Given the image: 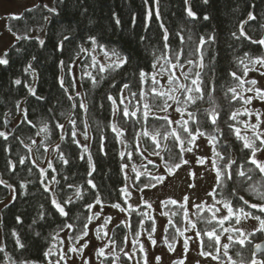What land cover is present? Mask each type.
<instances>
[{
  "label": "trees",
  "instance_id": "obj_1",
  "mask_svg": "<svg viewBox=\"0 0 264 264\" xmlns=\"http://www.w3.org/2000/svg\"><path fill=\"white\" fill-rule=\"evenodd\" d=\"M51 2V6L47 8L44 7V3L36 2L23 8L17 15L6 17V28L14 39L2 54L4 56L7 53L9 64L0 65V131L7 135V139L0 137V180L5 182L0 183L2 204L0 247L5 249L4 253H0V263L9 264L5 259V255H8L17 261L23 257L33 264H47V261L55 264L59 254L67 250L68 237L75 234L67 229L59 231V226L63 222L76 223L79 230L85 222V217L91 215L83 204L86 202L95 204L96 196L101 201L99 205L120 203L126 207V196L120 191L121 188H125L126 182L136 189L143 187L151 175H154L153 172L158 165H163L160 157L149 155L144 149L148 148L151 151L154 146L161 157L167 158L168 153L164 146L172 147L173 140L161 136L159 144L154 145L152 134L157 131L163 134L172 129L180 131V125L166 126L165 121L157 120V117L168 114L160 112L155 107L147 119L143 118V104H152L154 94L150 90V79L147 82H139L138 70L160 73L157 75L160 83L156 87L161 91L168 90L169 74L176 84L190 85L197 71L201 73L206 84L211 79L212 87L215 88V91L211 92V98L215 103L212 104L209 95L206 94L203 101H199L196 106H188V109L197 113L200 125H204L203 113L206 111L210 112L215 108L221 113L220 128L228 134V139L232 142L230 148L232 158L241 165L244 164L243 156L247 150L242 149V141L237 140L234 133L239 129L241 135L252 136L245 128L248 121L246 104L239 97L244 96V92L252 87L247 81L253 80L250 72L259 66L253 64L252 60L264 56V47L252 44L245 38L237 39L232 34L235 32L237 37L240 36V28L243 25L253 40L264 39L262 27L264 0H208L207 4L203 0H189L192 10L197 13L196 19L187 15L185 0H51ZM53 7L56 8V13L48 11V8ZM149 12L152 13L151 18ZM249 12L256 17L255 20H248ZM205 15L209 17L208 20L203 19ZM45 17H48V20H45ZM245 21L247 24H244ZM165 28L168 32L167 41L163 39ZM65 36L69 37V41H64L61 49L58 45ZM89 36H95L104 48L92 45ZM201 37L208 42L200 45ZM211 37H214V40L210 39ZM41 39L45 41L44 46L39 44ZM165 43L168 45L167 48L164 47ZM81 46L87 51L81 52ZM197 48L201 49L204 56L202 69L197 63H187L188 59L199 60L200 53L196 51ZM111 49H115L121 56L129 57L130 62L122 70L108 69L100 72V65H107L116 60V57L111 56ZM181 49L184 54L177 61L176 53ZM104 51H109L111 60L105 58ZM93 56L99 63L90 66ZM61 61L65 62L64 67H61ZM29 64L31 69L25 71ZM153 64H157L155 69L152 68ZM245 66L250 69L246 73ZM69 67L72 69L71 73L68 71ZM233 71L245 81L242 87L237 88L239 95L236 99H232L233 94L228 91L238 83L230 75ZM86 72H91L97 79L104 77L105 80L99 87L94 88L89 77L85 75ZM185 74L188 76L187 79ZM61 78L64 80V87H61ZM16 79L21 80L20 85L14 83ZM123 83H129L131 91L137 92L140 98L134 99L124 91L121 98L125 96L127 98L119 107L122 109L127 105L130 111L139 108L136 117H123L120 112L113 115L112 103L107 96L112 95L115 98L117 89H122ZM112 84L116 87H111ZM30 88L35 89V96L29 91ZM65 88L68 89L67 92L64 91ZM174 94L180 96L179 92ZM69 96L74 99L70 100ZM81 101L87 105V112L78 106ZM73 104L77 107L73 108ZM176 106L178 105H174ZM237 109L240 114L236 120L229 121L234 126L229 132L224 123L228 116L224 114L234 113ZM24 110L27 120L31 123L24 120ZM168 117L171 119L169 115ZM175 117L180 119V114L175 113ZM70 118L76 121V139L79 140V145L72 143L70 132L73 125L69 123ZM57 123L63 124L64 128L55 127ZM208 123H211L210 119ZM113 124L122 130V136H117L113 131ZM189 125L195 126L192 121ZM45 126L47 131H44ZM214 127L208 128L206 125L201 127V131L205 132L204 138L207 139L211 133L217 136V149L228 147L223 137L214 131ZM144 131L149 135L144 136ZM61 135L64 136L63 140ZM85 135L88 139L82 143L79 137ZM101 144L104 146L102 151ZM57 145H60L70 164L65 165L60 161ZM84 145L88 146V152L95 164V171L91 176L88 175L89 165L87 154L83 152ZM210 145L213 147L212 143ZM179 151V148H173V153ZM120 152L125 153L123 159L119 155ZM82 154L84 159L80 158ZM214 159L216 157L212 154V160ZM21 160H24V163H20ZM149 160L153 163L149 164ZM49 163L52 164V168H48ZM125 163L128 166L121 170ZM133 167L136 171L132 170ZM41 169L46 170V175L41 174ZM137 173L148 174L137 177ZM88 180H92L96 188L93 189L87 184ZM55 181H59V184ZM70 183L80 188L83 200H76L73 195L75 187L69 188ZM253 183L258 189L264 190V175L256 172L248 184H244L241 177H237L234 182L226 181L220 185L215 179L213 199L223 204L227 200L234 205L233 215L224 221V228L231 230V224L236 216L241 214V207L245 212L264 217L259 207H251L252 203L264 204L257 192L248 188V185ZM229 184L236 189L231 195ZM68 196H72L76 201L74 205H65L66 210H71V220L60 216L51 204L52 198L62 202ZM240 196L249 203L245 204L244 200L239 199ZM180 204L163 206V211L168 217L165 236H177L179 233L177 229L182 231L184 228V213L187 207L183 203L185 207L180 209ZM190 213L192 222L196 224V232L211 230L213 225H216L215 219L211 224L200 219L202 216L213 217L215 213L209 206L202 205L198 209L194 205ZM41 214L44 215L43 219L40 218ZM127 214L126 223L119 222L112 226L109 239L116 240L113 249L116 256L121 257L119 262H128L121 248L129 241L136 263L142 264V252L139 243L135 242L141 234L148 233L147 229L153 221L149 219L151 216L147 214L145 204L127 207ZM215 216L217 219L220 218L218 215ZM17 217H20V221H17ZM76 217H79V220ZM169 220L172 221L171 224ZM216 231L220 236L226 233L233 237L232 241L227 239L225 241L229 244L227 256L231 264L264 261V253L254 254L252 251L253 243L262 237L256 229L251 232L252 235L246 236L244 245L235 242L239 238L233 231H222L218 225ZM13 232H16L21 242L26 245V250L18 247ZM136 232L140 235H135ZM36 233H40V236ZM199 237L203 242L202 250L210 251L211 249L207 248L208 237L204 235ZM60 240L63 243H60ZM50 247L54 255L48 257L46 261L43 252ZM114 257L112 254L101 260H104V264H109V261L113 262ZM60 264H64V261Z\"/></svg>",
  "mask_w": 264,
  "mask_h": 264
},
{
  "label": "snow or ice",
  "instance_id": "obj_2",
  "mask_svg": "<svg viewBox=\"0 0 264 264\" xmlns=\"http://www.w3.org/2000/svg\"><path fill=\"white\" fill-rule=\"evenodd\" d=\"M203 2L205 4L208 3V0H203ZM185 4L187 5L186 7V13L189 17H192L193 19H196L197 17V13L194 12L192 10L191 5L189 4V0H185ZM45 8H47V5H44ZM31 11V10H29ZM48 11L51 13H56V8H48ZM149 18H151L152 13L149 12ZM157 17L159 16V12L157 11L156 13ZM45 20H48V17L44 18ZM204 20H208L209 17L208 16H204L203 17ZM256 17L249 12L248 13V20H255ZM244 24H247V21L244 22ZM161 27L163 28L164 26L161 25ZM262 27H264V25H262ZM234 37H236L237 39L240 38H245L249 41H251L252 44H256L259 46L264 47V39H257V40H253L251 38V36H249L247 34V32L245 31L243 25L240 28V36H236V33L234 32L232 34ZM18 39H20V37H18ZM88 39L91 41V44L94 46H97L101 49L104 48V45L100 44L98 39L95 36H89ZM163 39L164 41L168 40V32L167 29H164V35H163ZM210 39L214 40V37H211ZM64 41H69V37L65 36L64 40L60 42V44L58 45V47H60L62 49L63 47V43ZM208 41H206L203 37L200 38V45H203L205 43H207ZM39 44L40 46H44L45 45V41L43 39L39 40ZM164 47H168L167 43H165ZM80 51L81 52H85L87 51V49H85L83 46L80 47ZM197 52L200 53L199 56V60L198 61H193L192 59H188L187 63L188 64H193V63H197V66L199 68H203L204 67V63H203V52L201 51L200 48H197L196 50ZM111 56L116 57V60H112L110 63H108L107 65H100V72H104L108 69H111L113 71L117 70V69H123L125 65L129 64L130 62V58L129 57H125V56H121V54L119 52H117L115 49H111ZM104 56L106 59L111 60V57L109 56V51H104ZM183 50L181 49L180 51H178L176 53V59L177 61H179V58L181 55H183ZM246 56L248 55L247 53L245 54ZM35 59V57L33 58ZM99 62L96 60L95 56L92 57V64L90 66H95L97 65ZM158 63V61H157ZM169 63H171V61H169ZM241 63H243V60H241ZM252 63L255 65H259L261 67H264V56L261 57H257L255 59L252 60ZM9 64V59L7 58V53H5V55L3 57H0V65H8ZM61 67L65 66V62L61 61L60 62ZM174 67L177 65H173ZM157 67V64H153L152 68L155 69ZM161 67H163L161 65ZM31 69V64L28 65V68L25 69V71ZM250 69L247 68V66H245L244 68V72H248ZM259 70V69H257ZM69 73L72 72L71 67L68 68ZM160 73H156V72H145L144 70L140 69L138 70V77H139V82L143 83V82H147L150 79L151 82V92L154 94L152 97V104L149 103H144L143 104V111H142V116L144 119H147L149 117V115L152 114V108L155 107L156 109H158L160 112L163 113H167L169 108H173L175 113H179L180 114V119H176L175 116H173L171 119H169L168 115H164L162 117H157V120L162 119L163 121H165L166 126H171L172 124H178L180 125V131H177L176 129H172L171 131H166L165 133H161L159 131L155 132L154 134H152V140L155 144H159V139L161 138V136H163L164 139H169L171 138L173 140V145L172 147H169L168 145H165V149L168 153L167 158L161 157V154L159 151L156 150V148L153 146L151 148V151H149L148 148H145L144 151L149 152V155H155L157 157H160V159L163 160V165L162 168L160 170V172L158 174H154L151 175V178L147 181V183L143 184V187H138L137 191H143L145 188H154L157 185H164L167 186L166 184V175L164 173H167V175L169 176H174L175 175V170L181 168L182 165H187L190 163V161L188 159H185V154L187 153H193V147L195 148H199V144L196 143L197 139L202 138L205 136V132L201 131V127L206 125L208 128H213L214 127V131L219 133L221 137H223L224 142H226L228 144V147L222 148V149H217L216 147V143L218 142L217 140V136L212 135L211 133H209L207 139L210 143L213 144L212 147V154L214 157H216V159L212 160L211 163V167L212 169L215 170L216 173V183L218 185L225 183L226 181H235V179L237 177H241L243 178V183L244 184H248V181H251L253 179V175L258 172L261 175H264V130H261L262 126H264V119H261L262 116H264V113H259L256 112L255 110H253L252 112L249 113V115H255L256 116V123H252V124H246L245 128L246 129H251L252 132V136L249 137L247 135H241V132L239 129H237L234 133L235 137L237 140L242 141V149H246L247 152L244 153L243 156V160H244V164L241 165L237 160L232 158V155L230 153V148L232 147V142L228 139V134L225 133V131L220 128V120L222 119L221 113L217 112L215 110V108H213L210 112L206 111L205 113H203L204 115V125H200L199 123V118L197 116L196 112L190 111L188 109V106H196L198 104L199 101H203L205 98V95L208 94L209 98H210V102L212 104L215 103L214 99L211 98V92L215 91V88L212 87V81L211 79H209V81L207 82V84L205 83L203 77L201 76V73L199 71H197L195 73V78L191 80V84H176L174 81V78L169 74L167 77L168 80V90L167 91H161L159 90L156 85H158L160 83L159 80H157V75ZM85 75H87L89 77V80L92 83V86L95 87H99L101 83L104 82L105 78L101 77L100 79H97L96 76H94L91 72H86ZM230 75L234 78L235 81H237L238 83L236 84L235 87H230L228 89L229 92H231L232 95V99H236L237 96L239 95L237 93V88H240L243 86V83H245V81L242 80L241 76L237 75V73L235 71L231 72ZM261 76H264V72H261ZM188 76L187 74H185V79H187ZM14 83L16 85H20L21 84V80L20 79H16L14 81ZM247 83H250L251 85H257L258 81L256 80H251V81H247ZM60 84L61 87H64V80L63 78H61L60 80ZM73 86H75V82H73ZM111 87H116L115 84L110 85ZM29 91L31 92V94L33 96L36 95L35 89H29ZM65 92L68 91L67 88L64 89ZM124 91H127L132 98L134 99H139L140 97L138 96L137 92H132L131 88H130V84L129 83H123V87L122 89H117V95L114 98L112 95H108L107 99L111 101L112 103V108H113V115H115L117 112L122 113L123 117H136L137 116V112L140 111L139 108H137L136 110L130 111L129 107L127 105H125L122 109L119 107L120 104H124V99H126L127 97L125 96L123 99L121 98V93H123ZM249 92H255L256 96L255 97H244V96H240V99H243L245 104H250L252 102V99L254 98H258L262 101H264V88L261 87H250L248 88ZM179 92L180 96H176L174 93ZM77 95H80L79 93H77ZM182 97V99H181ZM70 100H73L74 97L69 96ZM169 101H172L173 103H169ZM174 105H178L176 107H174ZM80 108H83L85 112H87L88 107L86 104L83 103V101L79 102L78 105ZM17 107H19V105H17ZM77 107L76 104H73V108ZM247 111V109H245ZM25 111V116H24V120L27 121L28 123H31V121L27 120V114H26V110ZM239 109L236 110V112L228 114L225 113L224 115L228 116V120H225L224 123L228 129L229 132L232 131L233 129V124H231L229 121L231 120H236L237 116L239 115ZM63 115V113L61 114ZM71 115V114H70ZM186 116V118H185ZM210 119L211 123H208V120ZM192 121L193 124L195 126H191L189 125V122ZM69 123L71 125H73V128L70 132V136H71V140L72 143L79 145L80 142L78 139H76L77 136V130L75 128V124L76 121L74 119H69ZM55 127L64 128L63 124H59L57 123L55 125ZM112 129L114 132L117 133V136H122L123 132L121 129H119L115 124L112 125ZM47 126H45L44 131H47ZM83 134V133H81ZM37 135H39V133H37ZM133 135L135 136V130H134V125H133ZM144 136H148L149 133L147 131L143 132ZM0 137H4V139H7V135L5 132L0 131ZM61 139H64V136L61 135ZM85 139H87V136L85 135ZM33 143H35V141H33ZM121 143H123V140H121ZM193 146V147H190ZM57 150L59 152V159L60 161H62L63 164L68 165L70 164V161L68 158H66L63 154V151L60 149V145H57ZM103 144H101V151L103 150ZM173 148H179L180 151L178 153H173ZM83 152L85 154H87V161H88V165H89V173L88 175L91 176L92 172L95 171V164L93 162L92 156L91 154L88 152V146L84 145L83 146ZM223 153V154H222ZM259 154V155H258ZM120 157L123 159L125 157V153L124 152H120L119 153ZM129 156L131 155V153L128 154ZM81 159H84V155L82 154ZM221 161H223V164H221ZM149 164L153 163L151 160L148 161ZM20 163H24V160H21ZM197 163H204V158L203 157H197ZM251 165V166H248ZM128 165L125 163L121 166V170H123L124 168H126ZM48 168H52V164L49 163L48 164ZM133 171H136V168L133 167L132 169ZM29 171H31V169H29ZM41 174L42 175H46V170L41 169ZM148 173H137V177H139L140 175H145ZM189 175L191 176H195V173L190 172ZM65 179H68L67 177H65ZM0 183H5L4 181L0 180ZM55 183L59 184V181H55ZM87 184L91 185V187L94 189L96 188V185L93 183L92 180H88ZM190 187H195V184H190ZM10 187V185H9ZM69 188H74L75 187V191L73 193V195L76 197V200H83L84 197L81 194V190L78 186H74L73 184H68ZM229 195H231L232 193H234L236 191V189L233 187L232 184H229ZM248 188H251L252 191L257 192V194L259 195V198L261 201H264V190H260L256 187L255 183L253 184H249ZM45 190L47 191V185L45 186ZM247 190V189H245ZM121 193L123 195L130 196L131 193L128 191V189L125 188H121L120 189ZM53 197H55V194H53ZM186 200H190V198H185ZM239 199L244 200L243 196H240ZM76 203L75 200H73L72 196H68L66 199H64L62 202L59 199L56 198H52L51 199V204L55 207V209L57 210L58 214L62 217H66L68 218V220H71L72 217L70 215V209L66 210L65 205H74ZM101 203L100 199L98 196L95 197V204L92 202H86L83 204V207H85L90 213L91 215H88L85 217V222L82 224V226L79 227V230H77L78 226L76 223H70V222H63L61 226H59V231H65V229L67 230H71L73 233H75L74 235H71L68 237L69 239V244L67 246V250L64 251L62 254H59V258L55 261V264H60L61 261H65L67 264V260L69 259L68 253H83L84 249L88 248V243H83V244H79L80 241L85 240V238H87L89 236V225L93 222L94 219L99 218L100 216V212H96L93 211L94 207L96 205H99ZM177 201L173 200L171 198H169L166 201H161V204L165 207H167V205L169 204H176ZM245 204H248L249 201L244 200ZM111 207L116 208V209H120V211H124V208H122L120 203H115L112 204ZM149 207H151V205H149ZM185 205L183 203L180 204V209H184ZM196 207L199 209L202 207V205H196ZM252 208H257L259 207L260 211L262 213H264V204L261 203H252L251 204ZM224 208L227 209V214H222L221 217L219 219H217V217L215 216V214L213 215V217L209 218L207 216H202L200 217L201 221L207 224H211L212 220H216V225H213L211 230H202L201 232H196L194 233V236H207L209 239V244L207 245V248L211 249L209 250H205L200 252V255L203 257H211L212 260H215L217 262H219L220 259V255L219 253L221 252V249H223V255L227 256L228 255V249H229V244L228 243H223L221 241V237L219 235V233L216 231V226H220L222 231L228 232V231H233L236 232L241 238L238 239L237 243H239L240 245H244L245 244V238L244 237V233L241 231L240 228H236L233 227L231 230L224 228V221L230 219V217L233 215L234 212V205L232 203H229V201L225 200L224 201ZM240 213L245 217V218H251L253 220L258 221V227H256V231L260 232L261 234H264V217L255 215L254 213H248L244 211V208L241 207L240 208ZM185 215H187V212L185 211L184 213ZM161 215L166 216L167 213L162 212ZM41 219L44 218V215L41 214L40 216ZM77 220H79V217H76ZM111 217H105L104 218V222L101 225V229L106 227L110 222H111ZM150 220H152V217H149ZM17 221H20V217H17ZM35 222V221H34ZM121 223H126L125 221H121ZM172 221L169 220V224H171ZM240 218L239 216L236 217V224H240ZM188 225L192 228L195 229L196 228V224L193 223L191 220L188 221ZM142 226V223H141ZM117 227H119V225H117ZM101 229H95L96 231V238L98 240L103 241V236H107V232H104L103 236L100 235V231ZM188 229L185 228L184 231H187ZM59 231L57 232V238L59 237ZM156 231V226L155 223L153 222L152 225L149 226V228L147 229L148 232V241L155 246L157 244V240L154 238L153 234ZM178 232H180L181 235H183V231H181L180 229H177ZM165 232H167V228H165ZM253 233H249V235H252ZM37 236H40V233H36ZM135 235L139 236L140 233L136 232ZM13 236L16 238V244L18 245V247L20 249H25L26 250V245L24 243L21 242L19 236L17 235L16 232H13ZM226 239L228 241H232L233 237L231 235L227 236ZM176 240V236L175 235H171L169 236H164L163 237V242L167 245L169 251H173V241ZM60 243H63L62 240L59 241ZM135 243H140L139 241H136ZM134 243V246H135ZM193 243H196L195 240H193ZM77 244H79V246H76ZM109 245L111 246H116V240L115 238H110L108 243H102L96 250L95 255L97 257H101V258H105L107 259L108 256L112 255V248L109 247ZM203 245V242L201 241L197 246L200 247ZM183 247L187 250L189 249V238H186L183 240ZM257 248H259V245H256ZM106 248H108V252H106ZM140 251L144 252L145 251V246L143 243H140ZM5 249L3 247H0V253H4ZM121 252H123V256L127 258V260H131L132 254L128 251H124L123 248H121ZM239 254V253H238ZM54 255L52 248H48L47 250H45L43 252V257L46 259L47 258ZM5 259L8 260L9 264H33L32 261L25 259V258H21L19 261L15 260L14 258H12L11 256L5 255ZM121 257L120 256H115L114 260L115 261H120ZM81 260H82V264H90V261L88 259H85L82 255H81ZM160 257H156V262L157 264H160ZM47 264H52V261H47ZM100 264H104V260L102 259L100 261ZM109 264H113L112 261H109ZM124 264H127V261H124ZM144 264H148V259L147 256L145 255L144 257ZM174 264H184L183 259H181L180 261L174 262ZM197 264H199V262H197ZM232 264H235V262H232ZM253 264H264V261H253Z\"/></svg>",
  "mask_w": 264,
  "mask_h": 264
},
{
  "label": "rangeland",
  "instance_id": "obj_3",
  "mask_svg": "<svg viewBox=\"0 0 264 264\" xmlns=\"http://www.w3.org/2000/svg\"><path fill=\"white\" fill-rule=\"evenodd\" d=\"M36 2H42L47 6H51L52 3L51 0H0V57H3L2 54L7 45L14 39V36L6 28V17L8 15H17L23 8ZM261 72H264V67L261 66H258L250 72V77L258 81L257 85H252L253 88H264V76H261ZM244 96L255 97L256 93L246 90ZM246 109L248 117L247 124L256 123V116L249 115V113L253 110L264 113V101L254 98L250 104H246ZM164 114H168L171 118L175 116L173 108H169L167 113ZM261 119H264V116H262ZM261 130H264V126H262ZM246 131L249 135L252 134L251 129H247ZM79 138L82 143L86 142L88 139H85L84 136ZM196 143L199 144V148L190 145V147H193V152L195 154H185L184 158L190 161L189 164L182 165L181 168L175 170L174 176H169L167 173H164L166 175L167 186L157 185L154 188H145L143 191H137V189L132 187L127 181L125 187L131 195L126 197V207L121 205L124 211L113 208L111 205H96L93 211L100 212L101 214L99 218L94 219L89 225V236L85 238V240L79 242V244L88 243V248L84 249L83 253H68L69 259L67 260V264H82L81 255L85 259H88L90 264H100L101 257L95 255L97 248L102 243H108L110 229L113 225L121 221H127V207H137L140 204H145L147 214L153 218L152 221L156 226V231L153 236L157 240V244L153 246L148 241V233H143L139 236L138 241L145 246V251L142 252V264H144L145 255L147 256L148 264H157L156 257L161 258L160 264H174V262L180 261L181 259H183L184 264H197V262H199V264L203 262H208L210 264H231L228 256L225 255H223V259H219V262L212 260L211 257L201 256L200 252L203 251L202 246H197L201 242L200 237L194 236L196 230L188 225L189 220L193 221L190 211L193 206L197 204L211 207L218 217H221L222 214H227V209L224 208V204L215 201L212 197V189L216 177L215 170L211 167L212 147L204 137L197 139ZM198 156L204 158L203 164L197 163ZM161 168L162 165L159 164L153 174H158ZM190 172L195 173V176L189 175ZM190 184H195V187H190ZM169 198L176 200L177 203H184L187 207V215L184 217L185 225L182 230L183 235H181L180 232L177 234L176 240L173 241V251H169L167 245L163 242L168 217L167 215H161V213L164 212L161 201H166ZM185 198H190V200H186ZM1 205L0 203V207ZM149 205H151V207H149ZM237 216H239L241 223L236 224L235 218L230 227L231 229L233 227L240 228L244 233L243 238H246L249 233L253 232L256 227H258V221L245 218L242 214H238ZM105 217H111L112 219L106 227L101 229ZM185 228L188 230L184 231ZM95 229H101V236H103L104 232H107V236H103V241L96 238ZM234 233L239 239L241 238L236 232ZM227 236L226 233L220 236L223 243H225ZM186 238H189V249L187 250L183 247V240ZM193 240H195L196 243H193ZM79 244L76 246H79ZM109 247L112 248V254L116 256L113 246L109 245ZM123 249L124 251L130 252L133 257L131 260H128L127 264H137L135 254L131 249V243L129 241L125 243ZM106 252H108V248H106ZM220 253H223L222 249ZM64 264H66L65 261ZM113 264L124 263L113 260Z\"/></svg>",
  "mask_w": 264,
  "mask_h": 264
},
{
  "label": "water",
  "instance_id": "obj_4",
  "mask_svg": "<svg viewBox=\"0 0 264 264\" xmlns=\"http://www.w3.org/2000/svg\"><path fill=\"white\" fill-rule=\"evenodd\" d=\"M6 123H8V120H6ZM256 245H259V248H257ZM252 251L254 254L264 253V234H262L261 239L253 243ZM219 255H220V259H223V253H219ZM202 264H210V263L203 262Z\"/></svg>",
  "mask_w": 264,
  "mask_h": 264
}]
</instances>
